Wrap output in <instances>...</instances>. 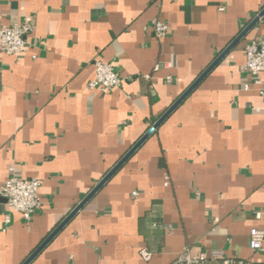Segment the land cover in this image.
<instances>
[{"label": "crops", "instance_id": "obj_1", "mask_svg": "<svg viewBox=\"0 0 264 264\" xmlns=\"http://www.w3.org/2000/svg\"><path fill=\"white\" fill-rule=\"evenodd\" d=\"M263 8L0 0V27L33 25L25 53L0 51V185L38 177L43 200L27 222L0 199L1 216H11L0 218V264H22ZM155 18L170 27L161 39ZM254 38L264 39V16L29 264H175L185 246L254 255L250 231L264 228V98L243 70ZM96 61L111 63L123 85L89 91Z\"/></svg>", "mask_w": 264, "mask_h": 264}, {"label": "built area", "instance_id": "obj_2", "mask_svg": "<svg viewBox=\"0 0 264 264\" xmlns=\"http://www.w3.org/2000/svg\"><path fill=\"white\" fill-rule=\"evenodd\" d=\"M219 9L223 11L225 8L220 7ZM151 28L155 38L161 39L168 33L170 27L165 21L155 18L151 23ZM32 30L33 25L28 21L3 24L0 27V51L15 57L22 55L28 49V35ZM245 51L246 63L243 70L252 77L253 84L258 87L260 95L264 98V83L260 76L264 72V39H252L246 45ZM94 67L95 77L87 85L89 91L106 94L123 85L125 79L120 76L111 63L96 61ZM159 68L160 64L157 63L154 70L157 71ZM145 77L150 78L149 75ZM168 80H171L170 77ZM244 88L250 89L251 84L246 83ZM41 185L42 180L38 177L23 178L12 175L0 185V199H6L11 210L20 212L25 221L30 222L33 214L43 206V200L39 193ZM137 194L135 192V195ZM255 217L260 219L262 211H255ZM2 218L6 224L11 220L10 214H6ZM249 246L254 252V255L249 258L228 256L220 249H213L207 254L195 253L190 247L185 246L178 255L175 264H210L212 262L216 264H264V256H256L258 253L264 252V228L254 227L251 229ZM141 255L144 259L149 260L152 253L147 249H142Z\"/></svg>", "mask_w": 264, "mask_h": 264}, {"label": "water", "instance_id": "obj_3", "mask_svg": "<svg viewBox=\"0 0 264 264\" xmlns=\"http://www.w3.org/2000/svg\"><path fill=\"white\" fill-rule=\"evenodd\" d=\"M264 16V8L241 33L222 51V53L209 65L203 73L182 93V95L165 111L133 146L132 148L110 169V171L91 189V191L78 203L69 215L48 235V237L29 255L22 264H29L36 255L49 243V241L84 207V205L101 189V187L117 172V170L129 159V157L141 146V144L154 132V130L177 108V106L193 91L203 78L215 67V65L251 30Z\"/></svg>", "mask_w": 264, "mask_h": 264}]
</instances>
